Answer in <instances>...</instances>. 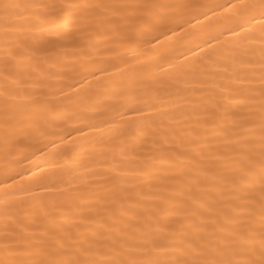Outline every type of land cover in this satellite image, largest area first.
<instances>
[{
  "label": "snow or ice",
  "instance_id": "1",
  "mask_svg": "<svg viewBox=\"0 0 264 264\" xmlns=\"http://www.w3.org/2000/svg\"><path fill=\"white\" fill-rule=\"evenodd\" d=\"M177 39L202 58L173 64ZM159 61L194 99L68 114L84 82ZM57 141L83 175L45 160L19 183ZM0 158V264H264V0H0Z\"/></svg>",
  "mask_w": 264,
  "mask_h": 264
},
{
  "label": "bare ground",
  "instance_id": "2",
  "mask_svg": "<svg viewBox=\"0 0 264 264\" xmlns=\"http://www.w3.org/2000/svg\"><path fill=\"white\" fill-rule=\"evenodd\" d=\"M206 3H223L224 0H203ZM202 23L197 24L193 21L192 24L188 25L189 31L193 33L207 32L209 35L217 37L218 41L231 43L232 38L227 32L220 36L217 32L211 28V21H204L202 17L198 18ZM183 35V34H178ZM207 38V37H205ZM200 43L195 41L193 43H185L177 39V48L175 50L176 58L172 60L173 64H179L187 60L189 63H193L199 60L201 57V50L205 49L203 44L200 47H195V44ZM209 44L215 47V42L209 41ZM187 48H191L192 51H187ZM151 55V53H149ZM141 60L144 58L143 55L139 57ZM160 67H145L138 69L136 72L126 71L124 75H120L114 72L113 69L109 68L110 77H105L99 83L93 81L91 84L84 82V89L79 93L82 98V103L73 106L72 97L70 100L64 101L68 105L67 112H71L75 109L87 112L90 121H99L105 118V113L109 115H115L117 111H122L124 107L132 106V102L126 99V96L137 95L142 96L145 93L158 96L159 100L168 106L172 103H183L186 99H194L195 96L186 89L191 87H199L198 84L193 85L188 80L176 81L174 72L170 68L169 64L159 61ZM146 76L148 80H142L141 77ZM63 85H55L52 87L58 88ZM65 91H68L65 88ZM87 131V129H85ZM54 139V138H53ZM43 143H47V140H43ZM67 143V141H65ZM39 146V145H37ZM88 153L98 151V146L86 145ZM30 151V150H29ZM49 153H59L56 156H50ZM89 155L86 153H78L75 156L72 154H64V145L57 141L56 144H49L46 152H37L35 156H29L27 161L20 160L16 166V171L20 172V176L16 179L19 183L25 187H32L33 182L29 179L31 173L24 171L25 169H32L35 172L36 169L32 167L34 164H40L42 168H45L43 161L49 160L57 165L61 166L58 174L62 175L64 179H70L72 176H82L89 167ZM79 165H84L81 167ZM4 166V160L0 158V169ZM52 173L51 168H45V175ZM3 177L0 176V179ZM7 189H0V200L4 199V191Z\"/></svg>",
  "mask_w": 264,
  "mask_h": 264
}]
</instances>
